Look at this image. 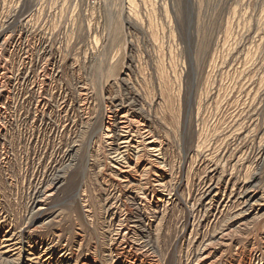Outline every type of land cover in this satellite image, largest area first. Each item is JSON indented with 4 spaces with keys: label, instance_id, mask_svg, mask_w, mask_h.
Wrapping results in <instances>:
<instances>
[{
    "label": "rangeland",
    "instance_id": "obj_1",
    "mask_svg": "<svg viewBox=\"0 0 264 264\" xmlns=\"http://www.w3.org/2000/svg\"><path fill=\"white\" fill-rule=\"evenodd\" d=\"M0 264H264V0H0Z\"/></svg>",
    "mask_w": 264,
    "mask_h": 264
},
{
    "label": "bare ground",
    "instance_id": "obj_2",
    "mask_svg": "<svg viewBox=\"0 0 264 264\" xmlns=\"http://www.w3.org/2000/svg\"><path fill=\"white\" fill-rule=\"evenodd\" d=\"M123 116V115H122ZM145 135V134H144ZM154 141V140H153ZM150 142V141H149ZM151 142H152V140H151ZM152 150V149H151ZM125 167V166H124ZM129 168H131V167H129ZM129 170V169H128ZM130 171V170H129ZM128 174V173H127ZM141 176V175H140ZM158 185V184H157ZM158 187V186H157ZM242 214V213H241ZM228 235V234H227ZM229 236V235H228ZM221 240H222V236H221V238H220ZM207 243H209V242H207ZM219 243V242H218ZM210 244V243H209ZM209 244H204V245H202V247H201V249H200V254H202L203 255V259L202 260H205V259H207L208 258V256L206 255V253H207V250H208V246H209ZM213 244V243H212ZM214 245V244H213ZM219 245V244H218ZM227 245V244H226ZM209 253V252H208ZM219 259V258H218ZM213 262V261H212Z\"/></svg>",
    "mask_w": 264,
    "mask_h": 264
}]
</instances>
